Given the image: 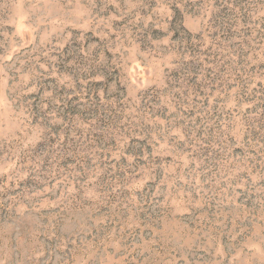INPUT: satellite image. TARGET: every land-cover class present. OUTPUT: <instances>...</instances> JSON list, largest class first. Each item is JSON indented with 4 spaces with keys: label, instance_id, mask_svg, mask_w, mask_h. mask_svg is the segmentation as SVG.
I'll return each instance as SVG.
<instances>
[{
    "label": "rangeland",
    "instance_id": "1",
    "mask_svg": "<svg viewBox=\"0 0 264 264\" xmlns=\"http://www.w3.org/2000/svg\"><path fill=\"white\" fill-rule=\"evenodd\" d=\"M0 264H264V0H0Z\"/></svg>",
    "mask_w": 264,
    "mask_h": 264
}]
</instances>
